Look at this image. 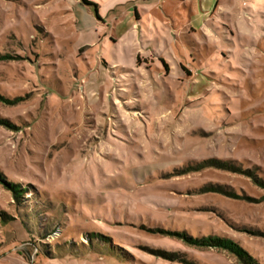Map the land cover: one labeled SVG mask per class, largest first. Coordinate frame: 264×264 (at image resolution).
I'll return each mask as SVG.
<instances>
[{"label": "rangeland", "instance_id": "obj_1", "mask_svg": "<svg viewBox=\"0 0 264 264\" xmlns=\"http://www.w3.org/2000/svg\"><path fill=\"white\" fill-rule=\"evenodd\" d=\"M132 1L0 0V264H247L183 233L264 264V0L184 34L151 13L140 65Z\"/></svg>", "mask_w": 264, "mask_h": 264}, {"label": "crops", "instance_id": "obj_2", "mask_svg": "<svg viewBox=\"0 0 264 264\" xmlns=\"http://www.w3.org/2000/svg\"><path fill=\"white\" fill-rule=\"evenodd\" d=\"M229 0H162L158 5H153V0H135L131 2V6H135L136 8V17L129 13V21L125 23V20H121V17L116 19V29L121 26H125V30L127 32L128 38L125 40L126 48L130 47L137 51L138 54V61L137 64L140 65L143 61L142 56L145 54L150 53L152 45H145L144 42H141V48L139 46V40H142L146 37L145 35V28L151 30V24L154 21L153 15L151 13H157L156 15L160 17L169 18L172 14V11H182V13L189 17L190 21L186 23L183 27L182 34L184 32L189 33L192 32H199L200 30H204L206 27H210L212 30L214 29L215 25L211 24V22H218L219 16L217 13L222 14L227 7V3ZM122 6L124 3H116V6ZM155 9H154V8ZM171 9V10H170ZM205 17V21L202 18ZM137 19V20H136ZM155 22V21H154ZM122 39V38H121ZM119 42V40H117ZM167 42L166 46L168 48V54L172 55L174 58V62H169L165 56L160 54V50L155 51V55L159 57L160 61H164L168 68L166 69L162 62L161 66H156L157 70L159 71V75L162 78H165L167 75L171 74V70L175 67V74L179 77V80L182 82L186 79V72L183 69L185 59L176 54L174 51L171 42L165 40ZM158 46L160 45V41H157ZM151 55V54H149ZM154 61L152 62V64ZM176 65V66H175ZM150 68V67H149ZM149 74L150 77H154L152 75V71ZM151 80V79H150Z\"/></svg>", "mask_w": 264, "mask_h": 264}, {"label": "trees", "instance_id": "obj_3", "mask_svg": "<svg viewBox=\"0 0 264 264\" xmlns=\"http://www.w3.org/2000/svg\"><path fill=\"white\" fill-rule=\"evenodd\" d=\"M162 62H163L164 67L167 69L168 66L166 65V63L164 61H162ZM205 163L218 164L220 166H228L229 165V164H226L224 162L223 163L218 162L215 159H209ZM259 182L262 185H264V181L260 180ZM11 186L14 187L15 189H18V186H15V185H11ZM211 188H213L212 189L213 192L222 193V189L220 187H211ZM208 191L209 190H207L206 192H208ZM182 236L193 245L204 246V247H215V248H219V249L230 250V251L234 252L235 254H237L238 256H240L241 258H243L247 264H258V263H256V261L252 257H250V255L247 252H245L238 244H236L232 240L220 238V237H216V236H208V237H204L201 239H197V238L188 237L184 233ZM157 255L162 256L165 259H168L170 261L179 262L182 264H196V263L188 260L183 254L179 253L178 251H172V252L157 251Z\"/></svg>", "mask_w": 264, "mask_h": 264}]
</instances>
